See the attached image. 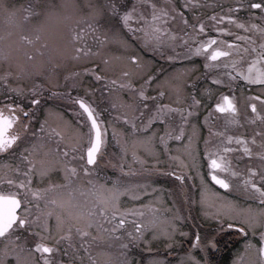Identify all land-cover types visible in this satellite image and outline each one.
Instances as JSON below:
<instances>
[{"label":"snow or ice","instance_id":"1","mask_svg":"<svg viewBox=\"0 0 264 264\" xmlns=\"http://www.w3.org/2000/svg\"><path fill=\"white\" fill-rule=\"evenodd\" d=\"M202 7L198 0L179 6L173 0H0V264H131V248L143 244L152 252L151 244L161 240L167 256L157 252L146 264H218L213 257L222 248L221 234L231 229L258 239V246L249 239L244 249H255L256 259L248 264H264V128L247 137L231 135L227 127L215 129L210 119L225 114L226 126L240 123L234 95L221 92L212 101L220 88L232 90L243 80L259 86V93L248 98L246 122L264 125V109L258 111L253 102L264 105V0H235L227 10L206 17L215 22L216 33L232 37L228 40L197 39L207 26L196 12L189 24L183 10ZM240 12L245 19L238 18ZM177 19L192 30L180 36L186 46L182 53L174 51L177 33L169 27ZM232 27L251 34L232 32ZM144 48L167 61L203 56L204 79L215 88L197 93L188 67L164 77L148 74L151 61L137 50ZM165 48L172 54L166 55ZM88 74L105 82L103 91L121 129L106 124L85 99L95 92L84 84ZM48 85L66 89L51 96L78 106L75 121L60 116L54 124L43 119L35 126V110ZM79 87L85 95L71 96ZM208 103L212 107L198 125L199 109ZM109 127L119 149L118 161L107 162L117 170L113 177L100 170ZM202 127L207 128L202 155L211 186L200 172ZM233 143L235 149L225 146ZM234 151L249 158L244 172L228 158ZM252 158L259 163L251 164ZM165 161L177 162L181 170L170 174L181 188L185 172H195L202 216L215 221L216 228L190 234L183 229L188 217L180 209L158 207L160 189L131 179L164 174L159 166ZM215 186L252 203L242 207ZM122 197L132 206H122ZM167 211L172 214L164 215ZM178 235L188 238V247L173 253V245L183 243ZM244 255L232 264H241Z\"/></svg>","mask_w":264,"mask_h":264},{"label":"rangeland","instance_id":"2","mask_svg":"<svg viewBox=\"0 0 264 264\" xmlns=\"http://www.w3.org/2000/svg\"><path fill=\"white\" fill-rule=\"evenodd\" d=\"M214 1L215 3H218L220 1L221 2H233V0H214ZM15 2L18 4L27 3V0H15ZM37 2L40 3V2H43V0H37ZM157 2H162V0H157ZM173 2L176 3L177 6H179L184 3V0H173ZM208 5L205 8L206 11H209V9H213L217 7V5H209V6ZM184 13H185V16L188 18L189 24H190V21L194 18H192L189 15L190 13L189 10H184ZM208 23H210V25L213 24L211 20H209ZM169 27L171 28L173 32L177 33L176 42H178V45H180V36L182 33L187 32L186 30L188 29H190L189 32H192L191 28L186 27L179 19L170 23ZM165 49L171 50V48H165ZM137 50L140 51V54L144 56L146 60L151 61L149 68L146 69V71H148V74H156L158 77H164L165 75L173 74L177 69L188 67L190 71L187 73V78L192 79L195 75V72L192 68V64L190 63H185L181 65L176 64L177 66H173L170 61L163 59L161 56L148 53V52H151L148 49L147 50L137 49ZM165 54H169V51H165ZM83 81L86 86L95 89L94 94H90L86 96L85 99L89 100L90 102L94 104L97 111L100 113V118L104 120L106 124L109 121H111L112 124L117 129H121L123 127V124L122 122H119L115 119L114 110L110 107L109 94L103 91L105 82L103 80L101 81L94 80V78L90 74L85 75L83 77ZM59 82L63 84V73H61L60 75ZM203 87H207V85L204 84L201 86V88ZM52 91L66 92V89L64 87L53 89L51 85H48L47 89L41 94L42 100H41L40 106L35 110L36 120L34 121V124L36 127H39V121L43 119H47L49 123L54 124L58 122L60 116H62L65 119L72 120V121H75L78 118L77 116L78 106H75L73 102L67 99L66 97L53 98L51 96ZM151 94L152 93L149 92V95ZM77 95L84 96L85 88L79 87V88L73 89L71 92V96L74 97ZM47 103L49 104V106ZM199 116L202 118L199 119V121H196L198 125L202 124L200 123V121L203 122V118H204L203 114H199ZM202 128L200 129V132H199V149L201 153L199 164H200V172L202 175H204V172H203L204 159L202 157L203 142H201V140H203L202 138L204 137L202 134ZM170 144L171 146L175 147V142H170ZM173 154L181 155V159L186 158L182 153L174 152ZM118 159H119V149L115 145L114 140L112 139L111 127H109L108 140H107V151L105 152L104 161L101 163V169H100L104 176L113 177L118 174L116 169L111 168L107 164L109 160L115 163L118 161ZM128 159L129 160L131 159L130 155L128 156ZM161 159L164 160V157H161ZM125 167L126 168L128 167L127 163H125ZM133 167H139V166L133 165ZM159 167L164 169V174L153 172L150 174H145L144 176L132 177L131 179L139 180V181L147 180L150 184L160 189V191L157 192V195H159L162 198V203L158 204V207H160L161 209L169 208L172 211H175V209L177 208L180 209L181 215L188 217V219H186L183 222V229L185 231H188L190 234L196 231H200L201 233H204V232L211 231L212 229L216 228L217 225L215 221L202 216L201 206L199 204L200 179L195 175V172L191 170L185 172V180L183 181L184 188H181L180 187L181 182L178 181L176 177L170 174L171 171L179 172L181 170L177 162L165 161ZM188 177H191V178L189 179ZM204 179L210 184V186L212 185L208 181V179L205 177V175H204ZM173 185L175 186L178 185L179 188L181 189V192H182V189H184L182 198L179 196L180 194L179 189L177 187L173 188L172 187ZM214 190L218 191L215 187H214ZM185 197H187V199H185ZM230 198L234 199L232 197ZM193 200H195L196 203H192ZM212 202H215V201L213 200ZM133 203L134 202L128 200L127 197H122V206L131 207ZM172 211L164 212V215H171ZM220 238L222 240V248L213 257L215 260L218 261V264H232L233 260L240 253H245L244 259L241 262V264H248V261L250 259H256L255 249H250L247 252H245V249H244V244L249 239H252V243L258 246V239H253L251 237V234H249L248 236H245L243 234H240L238 231L231 229V230H225V232L221 234ZM176 239L177 241L183 240V243L180 244L179 246L173 245L171 249L173 253L182 252L184 248L188 247L187 237H180L178 235ZM225 241L227 243H223ZM151 248L153 249L152 252L144 251L143 244L137 247L131 248L129 251V258L131 260V264H146L148 258L152 255H155L157 252H159L160 254L164 256H167L168 250L165 249L162 240L153 242L151 244ZM168 259L172 260L173 258L168 257Z\"/></svg>","mask_w":264,"mask_h":264},{"label":"flooded vegetation","instance_id":"3","mask_svg":"<svg viewBox=\"0 0 264 264\" xmlns=\"http://www.w3.org/2000/svg\"><path fill=\"white\" fill-rule=\"evenodd\" d=\"M198 2L201 5H203V7L202 8H198V9H194V10H189L190 11L189 15L192 18H194L193 17V13L194 12L199 13L200 18L204 20V23L206 24L207 27H206L205 33L200 34V36L197 37V39L198 40L199 39H203V38H206L207 36H217L219 39H224V40L231 39L232 37L230 35H228V34L221 35L219 33H216L212 29L210 23H208L209 19H206V17H211V15L213 13H220L221 9L226 10L230 6H233L234 3H235V0H233V2H221L220 1L218 3H215L214 0H201V1L198 0ZM208 4L209 5H217V7L213 8V9H209V11H206L205 8L207 7ZM236 15L240 19H245L246 18V13L245 12H240V13H238ZM257 15H259V13H257ZM205 21H207V22H205ZM194 22H195L194 19H192L190 21V24H192ZM254 22L255 23H260V21L258 19L255 20ZM212 23L214 24L215 22L212 21ZM225 26H227L226 22H225ZM186 31H187V33L191 34V32H189L190 29H188ZM231 31L232 32H238L241 35H250L251 34V33H243L242 31L236 29L235 27H232ZM238 43H242V42H238ZM176 44H177V46L175 47L174 51L177 52V53H182L186 46L182 45V44L178 45V42H176ZM189 44H193V41L190 40ZM165 51H169V54H171L173 49H171V50L170 49L169 50L165 49ZM170 62L172 63L173 66H177V65H181V64H185V63L192 64V68H193V70L195 72V75H194V77L191 80L194 82V85H195L197 93H199L201 86L204 85V84H206L207 86H211V87L215 88L214 85H211L209 81L204 79L206 69L204 68L205 58L203 56H191L189 59L181 58V59H178L176 61H170ZM213 71L218 73L220 71H224V69L221 68V69H216V70H213ZM189 90H191V89H189ZM221 92H223L224 94H232V95H234L235 103L237 104L238 110L240 112V116L237 117V119L240 121V123L239 124H231V125H227L226 126L225 125V120H226L225 114H215L214 113L211 116L210 119H211V122L213 123V125L215 126V129L224 130L225 127H227V133L228 134H231V135L243 134V135H245L247 137V136H251L254 131L258 132L262 128H264V125H261L259 120H257L255 124H249V123L246 122V114L250 115V113H251V110L249 108H247V104L249 103V99L248 98H249V96H254V95H257L259 93V86H257V85L249 86L243 80H237L235 82L234 87H233L232 90H229V89H226V88H220L219 91H217L214 94L212 103H215V97L220 95ZM198 98H199V96H198ZM2 101H3V97L0 96V102H2ZM253 102H255L257 104V110L258 111H260L261 109H264V105H261L259 101H253ZM25 104L27 106L26 101H25ZM48 106H49V104H48ZM211 107H212L211 103L206 104V106L202 105L200 107V109H199L198 115L199 114H203L204 115L206 110H207V108H211ZM201 118L202 117H200V119ZM215 120H216V122H215ZM200 123H202V121H200ZM206 133H207V128L203 127L202 128L203 137H204V135H206ZM257 140H259V136H257ZM201 142H203V140H201ZM225 146L231 147V148H234V149L237 147L234 143L232 145H227L226 144ZM253 150L255 151L256 148L253 147ZM202 153H203V147H202ZM202 157H203V155H202ZM228 158L231 159V163L234 166V168H236V170H238L240 172H244L246 166L250 162L249 158L246 157V156H243L240 151H234L232 153H229L228 154ZM4 159L7 160V157H4ZM203 159H204V166H203L204 175L208 179V181L213 185L214 182H211L210 177L207 175V171H208L207 164H206L207 158L203 157ZM258 163H259V161L256 158H252L251 159V164L257 165ZM176 187L179 189L180 194H181L182 192H181V189L179 188V186L177 185ZM215 188L218 191H220L222 194L226 195V196H230V197H232L234 199H238V202H239V204L242 207L247 205V204L252 203V201L247 200L244 197H239L238 198L236 195L230 194L227 190L220 189L219 186H215Z\"/></svg>","mask_w":264,"mask_h":264}]
</instances>
